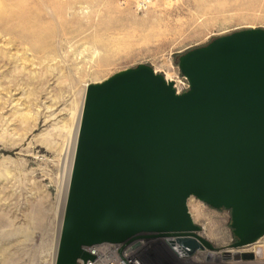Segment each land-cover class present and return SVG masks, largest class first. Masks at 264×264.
<instances>
[{
  "label": "water",
  "instance_id": "95a60500",
  "mask_svg": "<svg viewBox=\"0 0 264 264\" xmlns=\"http://www.w3.org/2000/svg\"><path fill=\"white\" fill-rule=\"evenodd\" d=\"M180 70L184 94L147 65L88 86L56 264L170 237L191 257L215 251L192 198L231 212L233 249L264 238V30L193 50Z\"/></svg>",
  "mask_w": 264,
  "mask_h": 264
},
{
  "label": "rangeland",
  "instance_id": "374dc122",
  "mask_svg": "<svg viewBox=\"0 0 264 264\" xmlns=\"http://www.w3.org/2000/svg\"><path fill=\"white\" fill-rule=\"evenodd\" d=\"M250 29L264 30V0H153L142 11L132 0H0V264L54 262L66 156L88 86L147 65L183 88L182 56ZM189 208L214 255L180 260L151 242L147 264L233 262L231 212L195 198ZM258 243L244 264H264Z\"/></svg>",
  "mask_w": 264,
  "mask_h": 264
},
{
  "label": "built area",
  "instance_id": "2783aa9c",
  "mask_svg": "<svg viewBox=\"0 0 264 264\" xmlns=\"http://www.w3.org/2000/svg\"><path fill=\"white\" fill-rule=\"evenodd\" d=\"M134 6L140 11L148 10L153 4V0H132ZM186 83L185 87L181 88L175 83V88L178 94H184L190 90V83L185 78ZM177 237L163 238L157 240H137L130 244H110L105 243L101 245H95L92 247L84 248V251L95 257V260H90L85 262L80 260L78 264H147L143 257V249L147 244L151 242H162L167 248L180 260H192V261H201L203 255L211 256L214 253L209 250L199 251L195 256H189L178 244ZM258 244L246 247L244 249L236 250L232 252V257L234 258L233 262L230 264H244L249 263L245 261H237L235 256L237 254H254L258 255Z\"/></svg>",
  "mask_w": 264,
  "mask_h": 264
},
{
  "label": "bare ground",
  "instance_id": "6f19581e",
  "mask_svg": "<svg viewBox=\"0 0 264 264\" xmlns=\"http://www.w3.org/2000/svg\"><path fill=\"white\" fill-rule=\"evenodd\" d=\"M169 82H171V78L172 76H168L167 77ZM86 93L85 92V96H84V101L82 104V109L80 112V116L78 119V123H77V127L73 136V141L72 143L69 145L71 146L68 149L67 152V159H66V171L65 175H64V184H63V193H62V197H61V201H60V224H59V228H58V235H57V240H56V245H55V259L53 264H56V260H57V253H58V249H59V244H60V238H61V231H62V227H63V222H64V217H65V209H66V205H67V199H68V194H69V188H70V183H71V177H72V173H73V166H74V161H75V155H76V150H77V143H78V139H79V133H80V127H81V121H82V116H83V110H84V105H85V98H86ZM196 220V217L194 218ZM212 236V234H210Z\"/></svg>",
  "mask_w": 264,
  "mask_h": 264
}]
</instances>
